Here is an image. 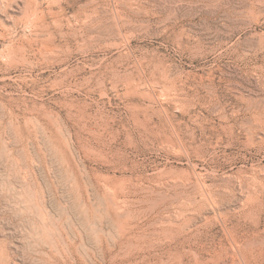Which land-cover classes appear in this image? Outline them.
<instances>
[{
    "label": "rangeland",
    "instance_id": "rangeland-1",
    "mask_svg": "<svg viewBox=\"0 0 264 264\" xmlns=\"http://www.w3.org/2000/svg\"><path fill=\"white\" fill-rule=\"evenodd\" d=\"M263 241L264 0H0V264Z\"/></svg>",
    "mask_w": 264,
    "mask_h": 264
},
{
    "label": "bare ground",
    "instance_id": "bare-ground-1",
    "mask_svg": "<svg viewBox=\"0 0 264 264\" xmlns=\"http://www.w3.org/2000/svg\"><path fill=\"white\" fill-rule=\"evenodd\" d=\"M38 8V7H37ZM35 10H36V8H35ZM32 11V10H31ZM42 13V12H41ZM34 21V20H33ZM94 48V47H93ZM55 54V53H54ZM91 55V54H90ZM52 56V55H51ZM57 56V55H56ZM52 57H55V56H52ZM60 58V57H59ZM78 58V57H77ZM63 69V68H62ZM62 85V84H61ZM263 240V239H262ZM259 243V242H258ZM263 243H264V241H263ZM262 245V244H261ZM248 246V245H247ZM247 246H245V247H247Z\"/></svg>",
    "mask_w": 264,
    "mask_h": 264
}]
</instances>
